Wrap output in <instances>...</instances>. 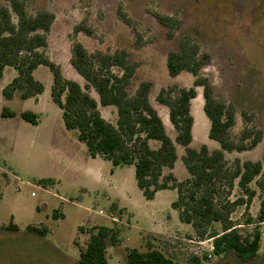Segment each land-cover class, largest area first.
<instances>
[{"label": "rangeland", "instance_id": "374dc122", "mask_svg": "<svg viewBox=\"0 0 264 264\" xmlns=\"http://www.w3.org/2000/svg\"><path fill=\"white\" fill-rule=\"evenodd\" d=\"M26 4L31 16L40 10L55 15L46 54L68 79L76 76L70 65L74 43L80 42L89 53L126 50L136 66L131 95L145 81L152 83L155 92L191 84V73L171 77L167 68L168 54L177 51L182 40L190 39L201 56L210 57L200 76L209 80L215 98L235 112L232 138L239 141L245 129L262 135L252 150L226 152L227 162L230 166L236 160L264 165V0H26ZM2 6H9L8 0H0ZM157 16L171 17L176 29L161 24ZM170 30L172 38L167 36ZM114 72L121 74L118 69ZM16 75L8 67L0 81V264H81V252L101 226L111 229L108 264H122L134 248L159 250L178 264H191L193 256H206L204 264H264V223L259 226L261 246L254 259L242 261L233 251L215 254L207 242L209 236L199 238L191 225L181 221L180 211L172 208L178 198L176 190H162L153 200H146L134 165L115 167L108 160L89 156L78 132L66 129L52 99L53 74L48 66L35 72L44 85L38 102L22 100L19 91L11 100L4 97V88ZM90 92L98 98L93 89ZM197 92L204 100L203 88ZM196 105L194 117L199 125ZM4 108L17 116L3 118ZM100 110L116 126L115 113ZM24 111L36 113L39 124L24 121L20 117ZM201 113L207 120L203 107ZM209 130L204 136L196 134L193 149L204 143H209L210 151L220 147L209 139ZM172 133L175 140L176 133ZM176 145L175 175L184 181L183 176H188L182 162L185 149ZM159 146L160 142L152 141L154 149ZM168 173L166 169L164 174ZM261 180L258 177L250 185L257 193L252 200L236 180L233 189L220 187L215 201L218 206L229 203L230 221L243 234L257 228L245 223L257 219L264 198L258 186ZM11 223L18 229H8ZM29 226L48 233L31 232ZM208 231L221 233L222 226L214 223Z\"/></svg>", "mask_w": 264, "mask_h": 264}, {"label": "trees", "instance_id": "16d2710c", "mask_svg": "<svg viewBox=\"0 0 264 264\" xmlns=\"http://www.w3.org/2000/svg\"><path fill=\"white\" fill-rule=\"evenodd\" d=\"M9 6L0 7V81L7 67L13 68L17 76L8 84L3 95L13 99L19 91L20 98H37L44 91V85L35 78L34 72L40 66H48L53 74L52 99L62 111L67 130L78 132V138L85 143L89 156L110 161L115 167L135 166L137 185L146 200H153L157 192L176 190L178 198L172 203L180 211L183 223L191 225L199 238L213 239L214 253L223 255L233 251L242 261L254 259L261 246L260 224L264 223V198L261 200L257 219H247L246 226L255 224L257 228L248 234L233 225L227 211L229 203L218 206L220 187H238L252 200L256 191L250 187L258 177L264 191V165L262 162L235 161L230 166L225 158L226 152L252 150L262 141L260 133L245 129L239 141L232 138L231 130L235 123L233 108L217 100L209 80L200 76V70L209 60L208 55H200L199 47L190 39L182 40L180 48L167 57V68L171 77L187 71L195 80L191 87L172 85L162 88L157 101L169 109L170 121L176 131L175 141L167 134L163 121L149 101L151 82H142L134 95L129 92L136 66L131 63L126 50L114 54L97 51L89 53L80 42L72 46L71 65L85 80L79 83L64 77L61 67L46 54L49 46L48 34L55 21V15L40 10L35 16L28 13L26 0H8ZM16 17L17 21H14ZM158 21L171 30L177 25L171 17L157 16ZM77 27V31H81ZM167 34L172 38L173 33ZM114 69L121 70L116 74ZM203 88L204 112L211 122L209 138L219 144L210 151L207 145L193 149L194 117L191 113L192 100L197 97V88ZM94 89L99 103L91 96ZM117 108L116 126L106 121L98 107ZM3 118H13L17 113L4 108ZM20 117L32 124H39V116L32 111H24ZM158 141L160 147L152 149L149 142ZM250 142V143H248ZM176 144L185 149L182 162L188 177L179 181L173 169L178 160ZM169 170L167 175L165 170ZM244 201L243 199L241 200ZM56 216V215H55ZM220 223L222 232H209L214 224ZM10 230L18 226L11 223ZM28 230L41 235L47 229L29 226ZM111 229L97 228L91 234L86 248L80 254L81 264H108L106 252L107 239ZM207 257L193 256L191 264H204ZM122 264H178L156 249L140 251L130 249L127 260Z\"/></svg>", "mask_w": 264, "mask_h": 264}, {"label": "crops", "instance_id": "0c3cea01", "mask_svg": "<svg viewBox=\"0 0 264 264\" xmlns=\"http://www.w3.org/2000/svg\"><path fill=\"white\" fill-rule=\"evenodd\" d=\"M48 40H49V38H48ZM50 58V57H49ZM71 60V59H70ZM70 65H71V62H70ZM71 67H72V65H71ZM8 68V67H7ZM6 68V69H7ZM73 68V67H72ZM5 69V70H6ZM61 70H62V73H63V75H64V72H63V69H62V67H61ZM73 70L75 71V75L76 76H80L78 73H77V71L73 68ZM37 71V70H36ZM35 71V72H36ZM5 72V71H4ZM35 72H34V76H35ZM183 73V72H182ZM181 74V73H180ZM179 74V75H180ZM178 75V76H179ZM17 76V75H16ZM15 76V77H16ZM74 77L73 79H69V80H73V81H75V82H77V83H79L81 86H84L85 84H86V82H85V80L80 76V78L81 79H83V81H84V85H82L81 84V79H79L78 77ZM178 76H176V77H178ZM14 77V78H15ZM65 77V76H64ZM13 78V79H14ZM36 78V77H35ZM66 78V77H65ZM37 79V78H36ZM68 79V78H67ZM38 80V79H37ZM194 80H195V78L193 77V75H192V83L191 84H186V85H183V86H181V87H186V88H189V87H191L192 85H193V83H194ZM148 82H150V81H148ZM190 85V86H189ZM162 89V88H161ZM160 89V90H161ZM92 90V89H91ZM90 90V91H91ZM94 90V89H93ZM160 90H159V92H160ZM95 91V90H94ZM96 92V91H95ZM159 92H155V90H154V88H152L151 89V91H150V94H149V101H150V103H151V105L153 106V108L158 112V114H159V116H160V118L162 119V121H163V124H164V127H165V130H166V132H167V134L172 138V140L173 141H175L174 139H173V131L176 133V131H175V129L173 128V125H172V123H171V121H170V117H169V109H168V107L167 106H165V105H163V104H158V106L157 105H155L154 103H153V98H156L157 99V96H158V94H159ZM90 94H91V96L99 103V96H98V94H97V92H96V95L98 96V98L96 97V96H94V95H92V93L90 92ZM40 96L41 95H39V97H37V98H31V99H34L35 101H39V98H40ZM27 100H29V99H27ZM196 102H197V105H196V111H197V115H198V118H199V121H200V123H199V125L197 124V122H196V119H195V117H194V104H196ZM204 104H205V100H201L200 98H199V95H198V92H197V97L195 98V99H193L192 100V103H191V113H192V115H193V117H194V125H193V142H192V144L195 142V138H196V134L198 133L199 135H201V136H204V135H207V131H208V129H210L211 128V122H210V126H209V123H208V121H210L209 120V118L207 117V120L205 119V117H203V115H202V113H201V108L203 107V111H204ZM105 108V109H107V110H111V112H114L115 113V115H116V119H118V115H117V108L115 107V106H101L100 104H99V107H98V109H99V111H100V113H101V110H100V108ZM62 112V111H61ZM205 113V112H204ZM102 115V114H101ZM206 115V114H205ZM103 117V116H102ZM104 118V117H103ZM107 121V120H106ZM109 122V121H108ZM109 123H111V122H109ZM112 124V123H111ZM65 125V124H64ZM210 127V128H209ZM209 133H210V130H209ZM209 133H208V137H209ZM176 136H177V134H175V136H174V138L176 139ZM210 139V138H209ZM211 140V139H210ZM149 144H150V146H151V148L152 149H154L153 147H152V141H150L149 142ZM202 145H207L208 147L210 146L209 145V143H204V144H202ZM201 145V146H202ZM160 147V146H159ZM176 147H177V145H176ZM214 148L215 149H218V148H216L215 146H214ZM158 149V148H157ZM214 149V150H215ZM177 153H178V149H177ZM93 159V158H92ZM178 160H179V154H178ZM177 160V161H178ZM176 170V163H175V166H174V169H173V173H174V175H175V171ZM175 177H176V175H175ZM188 176H183V178H187ZM177 178V177H176ZM178 179V178H177ZM173 208V207H172ZM114 221H115V219H114Z\"/></svg>", "mask_w": 264, "mask_h": 264}, {"label": "built area", "instance_id": "2783aa9c", "mask_svg": "<svg viewBox=\"0 0 264 264\" xmlns=\"http://www.w3.org/2000/svg\"><path fill=\"white\" fill-rule=\"evenodd\" d=\"M207 242H210V249L214 251L213 239H208Z\"/></svg>", "mask_w": 264, "mask_h": 264}]
</instances>
